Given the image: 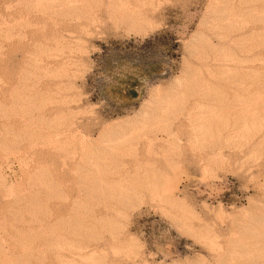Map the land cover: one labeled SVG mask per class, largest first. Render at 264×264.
<instances>
[{
	"label": "rangeland",
	"instance_id": "obj_1",
	"mask_svg": "<svg viewBox=\"0 0 264 264\" xmlns=\"http://www.w3.org/2000/svg\"><path fill=\"white\" fill-rule=\"evenodd\" d=\"M0 264H264V0H0Z\"/></svg>",
	"mask_w": 264,
	"mask_h": 264
},
{
	"label": "bare ground",
	"instance_id": "obj_2",
	"mask_svg": "<svg viewBox=\"0 0 264 264\" xmlns=\"http://www.w3.org/2000/svg\"><path fill=\"white\" fill-rule=\"evenodd\" d=\"M194 72H195V71H194ZM164 86H165V85H164ZM162 88H164V87H162ZM159 89H160V88H159ZM159 89H158V90H159ZM194 89H195V88H194ZM161 91H162V90H161ZM156 92H157V91H156ZM158 92H159V91H158ZM191 92H192V91H191ZM198 92H200V91H198ZM156 94H157V93H156ZM156 96H157V95H156ZM156 96H155V97H156ZM206 96H207V95H206ZM202 97H203V96H202ZM199 99H200V98H199ZM181 102H182V101H181ZM209 102H210V101H209ZM172 104H173L172 101L163 100V102H161V103L159 104V108H158L156 111H153V113H152L153 116L155 117L154 120H155L156 118H161V117L163 116V114H164V113H162V112L165 111V109H166L167 107L172 106ZM193 104H195V103H193ZM219 106H220V105H219ZM219 106H218V107H219ZM196 107H197V106H196ZM219 108H220V107H219ZM194 109H195V107H194ZM194 109L192 110L191 113L188 114V117L186 116V117L188 118V120H190L191 116L193 115V114H192L193 111H196V110H194ZM217 110H219V109H217ZM220 110H221V109H220ZM220 110H219V111H220ZM190 111H191V110H190ZM199 111H200V109H199ZM168 114H170V113H168ZM196 114H197V113H196ZM153 116H152V118H153ZM167 116H168V115H167ZM143 117H144V116H143ZM143 117H142V118H143ZM163 117H164V116H163ZM186 117H185V118H186ZM193 117H195V115H194ZM145 118H146V117H145ZM148 119H150V118H146V122L148 121ZM163 119H164V118H163ZM165 119H166V118H165ZM192 119H193V118H192ZM150 120H151V119H150ZM150 120H149V122H151ZM186 120H187V119H186ZM188 120H187V121H188ZM164 121H165V120H164ZM190 121H192V120H190ZM152 123H153V122H152ZM145 124H146V123H145ZM188 124H189V123H188ZM190 124H191V123H190ZM147 125H148V123H147ZM152 125H153V124H152ZM203 126H204V125H203ZM145 127H146V126H145ZM190 127H191V126H190ZM198 128H199V127H198ZM140 130H141V129H140ZM197 130H199V129H197ZM141 131H142V130H141ZM101 132H102V131H101ZM120 132H121V133H125L124 130H121ZM139 132H140V131H139ZM197 133H198V132H197ZM153 134H154V133H153ZM129 135H130V134H129ZM152 136H153V135H152ZM160 136H161V135H160ZM165 137H167V136L165 135ZM164 139L166 140V138H164ZM86 141H87V140H86ZM150 141L155 142V143H157V142L160 143V141H163V138L155 135V136H153L152 140H150ZM150 141H149V143H151ZM87 142H88V141H87ZM90 142H91V141H90ZM159 143H158V144H159ZM152 144H153V143H152ZM88 145H90V144H88ZM159 145H160V144H159ZM159 145H158V147H160ZM161 145L163 146V144H161ZM148 146H149V145H148ZM90 147H91V146H90ZM160 148H161V147H160ZM148 153H149V152H148ZM160 153H161V152H160ZM113 154H114V153H113ZM150 154H151V153H150ZM110 156H111V155H110ZM107 157H108V156H107ZM111 157H112V156H111ZM111 159H112V158H111ZM103 160H104V159H103ZM139 161H142V159H140ZM73 218H74V217H73ZM73 220H74V219H73ZM81 227H82V226H81Z\"/></svg>",
	"mask_w": 264,
	"mask_h": 264
}]
</instances>
